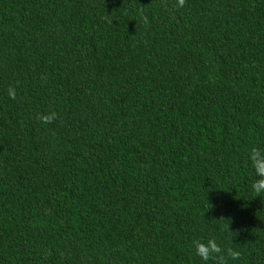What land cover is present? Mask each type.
Returning a JSON list of instances; mask_svg holds the SVG:
<instances>
[{"label": "trees", "instance_id": "1", "mask_svg": "<svg viewBox=\"0 0 264 264\" xmlns=\"http://www.w3.org/2000/svg\"><path fill=\"white\" fill-rule=\"evenodd\" d=\"M263 64L264 0H0V264H264Z\"/></svg>", "mask_w": 264, "mask_h": 264}, {"label": "clouds", "instance_id": "2", "mask_svg": "<svg viewBox=\"0 0 264 264\" xmlns=\"http://www.w3.org/2000/svg\"><path fill=\"white\" fill-rule=\"evenodd\" d=\"M186 0H177V6L183 7ZM147 23V17H143ZM7 95L10 99H17V88L16 86H9L7 89ZM57 113L52 112L47 115L38 116L43 123H51L57 119ZM249 159L252 162V167L255 170V174L259 177L252 183V189L257 196L264 193V150L253 147L249 154ZM195 253L203 261L208 262L209 260L215 261V264H228V260L233 261L241 258V252L234 250L231 247L224 248L217 243L215 239H208L206 242L197 240L194 241Z\"/></svg>", "mask_w": 264, "mask_h": 264}, {"label": "bare ground", "instance_id": "3", "mask_svg": "<svg viewBox=\"0 0 264 264\" xmlns=\"http://www.w3.org/2000/svg\"><path fill=\"white\" fill-rule=\"evenodd\" d=\"M252 55V54H251ZM261 60V59H260ZM259 61V60H258ZM264 65V64H263ZM253 79V78H252ZM263 114V113H262ZM234 119V118H233ZM219 124V123H218ZM263 125V124H262ZM218 130H219V128H218Z\"/></svg>", "mask_w": 264, "mask_h": 264}]
</instances>
